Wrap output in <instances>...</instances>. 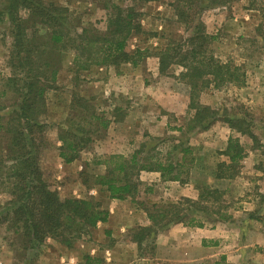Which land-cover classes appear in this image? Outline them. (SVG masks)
I'll return each instance as SVG.
<instances>
[{
    "label": "trees",
    "instance_id": "16d2710c",
    "mask_svg": "<svg viewBox=\"0 0 264 264\" xmlns=\"http://www.w3.org/2000/svg\"><path fill=\"white\" fill-rule=\"evenodd\" d=\"M136 6L125 8L105 0L107 11L106 29L103 32L82 27L73 30L65 17L68 10L53 2L41 0H2L3 9L0 17H6L11 38V51L7 64L11 76L6 78V87L15 98L8 106L0 104V188H6L8 199L3 202L0 223L8 224L13 234L20 238V250L39 255L48 240H53L67 248L81 239V236L99 223L107 221L108 212L101 204L93 200L60 198L43 180L39 166L41 151L45 149L44 138L49 129L45 121V92L54 88L57 75L61 70L62 57L73 53V88L79 86V74L92 66H106L119 69L129 65L136 67L150 52L127 49L131 36L141 35L142 9L146 3L154 0H129ZM239 0H175L176 22L184 26L186 37L182 40H169L167 45L154 55L158 58V71L162 76L172 67L178 66L182 71L178 79L187 86L189 105L193 114L188 120L189 131H205L217 120V113L209 106L197 101L198 94L209 86L221 89L225 85L237 88L246 84V74L240 67L222 62L215 57L212 42L215 37L207 34L201 14L210 9L229 5ZM251 3H254L251 0ZM253 9V8H250ZM258 10L264 22L261 8ZM2 20V19H1ZM38 25L45 27L44 33L38 32ZM31 33H29V32ZM184 32V31H183ZM184 32V33H185ZM75 83V85H74ZM78 83V84H77ZM5 89L0 97L6 96ZM95 98H85L75 91L71 92L70 110L79 111L76 116L68 118L66 128L60 127L57 140L61 143L58 157L65 164L78 159L84 148L92 142V128L97 125L105 129L109 122L95 111L92 102ZM10 111L1 114L2 110ZM231 130L250 137H256L243 119L224 120ZM128 158L112 155L105 164L110 167L99 185L105 186L112 199H121L125 195H138L142 185L138 176L140 172H158L164 180L182 181V166L166 162L143 153L140 145ZM183 157L191 154L190 147L181 150ZM219 155L227 162H220L212 173L214 178L227 183L221 189L202 186L196 201L181 198L174 202H161L145 205V211L153 229L164 228L175 223L200 227V213H206L203 203H220L231 183L242 168L241 162L246 157V149L237 137L230 136L226 146ZM128 170H134L132 176ZM117 172L123 175L121 180H108V174ZM165 203V204H164ZM187 205V208H184ZM194 214H190V213ZM2 213V214H1ZM189 213V214H187ZM199 213L200 215H196ZM215 221H228L227 212L213 211ZM137 239H144L152 229H136ZM152 235V234H151ZM153 236V235H152ZM46 247V246H45ZM34 259L29 260L32 263ZM98 263L90 257L85 263Z\"/></svg>",
    "mask_w": 264,
    "mask_h": 264
},
{
    "label": "rangeland",
    "instance_id": "374dc122",
    "mask_svg": "<svg viewBox=\"0 0 264 264\" xmlns=\"http://www.w3.org/2000/svg\"><path fill=\"white\" fill-rule=\"evenodd\" d=\"M46 3L53 2L63 8L68 10L66 18L69 25L73 30H81L82 27L91 28L92 24L95 29H100L101 17L106 14L107 11L104 9L105 0H43ZM254 3H251V0H239L233 5L234 2L229 5L217 7L214 9L206 10L201 14V20L205 25L206 32L209 35L215 37V41L212 42V50L215 57H217L222 62H230L233 65H236L241 68L242 71L246 74V82H249V86L253 88L252 93L249 95L245 88H237L233 85H225L221 89H215L211 86L203 90L198 94L197 101L209 107H212L216 113L218 121L211 127L209 132H206L202 135H197V133H192L189 135V132L183 130L188 126V120L190 115L193 114L192 111L188 108L189 105V96L188 88L185 83L178 79L179 73L182 69L178 66H174L171 70L166 71L162 75V81L159 94H164L165 99H171L173 94H177L183 97H186V107L188 108L185 111V114L179 117L168 114L166 118L163 119L162 124L158 125L155 129V133L150 136L147 133L148 129L145 124L142 123L141 119L148 113L151 112V106L143 105V103L134 102V100L126 101L125 97L113 98L118 101L119 104H127L131 107V111L134 113L131 116V121L133 124L139 122L137 126V131L135 128H129L128 132L134 138V141L138 140L139 145H143V153L152 157V160L156 158L161 160H176L179 158V153L177 149H180L181 146H188L189 143H192L193 154L205 158L206 164L209 165L215 164L217 161L225 160L224 157L219 155L220 150L225 146L227 139L230 136H235L231 134V131L228 129L227 124L224 120L228 119H243L251 129V132L256 134V141H249L247 136L239 137L242 145L247 150L248 144L251 143L254 149H257V157L263 160L264 165V98L259 95H264V22L262 19L261 13L258 12H248L249 8H261L262 13L264 14V0H253ZM110 3L117 4L123 8L133 5L136 6L137 2L133 3L129 0H109ZM245 2V3H244ZM2 0H0V11L3 9ZM170 7L172 4L170 3ZM174 7V3H173ZM142 9L144 12L145 6L137 7ZM247 15L242 17V20L239 21L237 17L241 12L246 13ZM252 13V15H251ZM144 15V13H143ZM167 16V12H165ZM218 15H220L218 17ZM154 16V15H153ZM151 17L152 23L148 21L147 28H156L158 30V23L155 21L156 17L159 22L162 17L156 16ZM143 17V16H142ZM218 17V18H217ZM2 19V20H1ZM166 21V19H163ZM254 20V22H252ZM169 23H176L183 30L184 26L176 22V17H173L167 20ZM171 25V24H169ZM157 26V27H156ZM170 31V30H169ZM185 32V30H183ZM29 32V31H28ZM41 32V30H38ZM182 33L181 37L178 40H182L186 37V32ZM31 33V32H29ZM130 43L127 46V49L131 50V39ZM11 51V38L9 36V25L6 20V17H0V93L8 91L6 87V81L4 80L9 74V70L6 65V60ZM73 53H69L66 56L62 57L61 70L68 72V67L73 66ZM122 67V66H121ZM73 68V67H72ZM91 67L87 70L89 71ZM120 69V68H119ZM119 69L116 70L117 74ZM142 69H145L143 67ZM150 69V68H149ZM4 70V71H2ZM84 70V71H87ZM72 71V70H71ZM152 73V71H150ZM101 73H94L90 71L88 73L79 74V86L77 89L73 88V78L75 77L74 73L71 72V84L69 94L75 91L80 93L81 96L85 98H95L92 104L95 107L96 113L103 116L105 120L109 122L108 126L105 129H101L96 124L90 126L92 135V142L87 144L84 150L81 151L78 159L72 163L65 164L58 157V147L55 146L57 140V135L59 133L60 127L66 128L68 126V118L76 116L79 114V111L75 112L70 110V104L67 110H65V104L67 100V88L54 85V88L48 89V101L46 104V113L47 105H49V111L52 114L50 117H46L45 121L49 124V129L44 138L46 147L41 151L39 166L43 174V180L49 185L50 189L53 190L60 198L65 199H79V200H88L91 201V190L97 187L105 188V186L99 185L101 179L100 176H104L107 172V168L110 166L105 164L109 157L114 155H100L101 146H98L99 143L107 141L109 137L112 138L114 133L118 140L122 141L125 134H118L119 128H112V125L109 128L111 119L109 106L111 104V99L108 98V95L112 92L110 85L108 84L109 79H115L117 77L115 72L112 70L107 71L106 75H100ZM144 77H149V73L145 72ZM69 77V80H70ZM152 80V79H151ZM252 83V85H250ZM78 84V83H77ZM75 85V83H74ZM245 87V86H244ZM63 93H66L63 95ZM108 93V94H106ZM68 94V95H69ZM170 95V96H169ZM64 99L63 108H55L58 103V99ZM179 97V96H178ZM15 96L12 95L9 91L6 96L0 98V104L3 106H8L13 102ZM188 98V100H187ZM164 99V98H163ZM176 101V100H175ZM173 100V102H175ZM180 101L177 99L176 103ZM148 106V107H147ZM10 109L2 110L1 114L9 112ZM116 112V111H115ZM154 118L158 117L161 114V109L157 111L153 109ZM150 113H148L149 116ZM74 115V116H73ZM123 112L119 111L115 113V120L119 121L124 118ZM140 116V117H139ZM140 119V121H138ZM167 119L168 123L165 125V120ZM48 120V121H47ZM50 121V122H49ZM181 128L182 130H179ZM182 131V132H181ZM110 132V133H109ZM148 134V135H147ZM158 134V135H157ZM112 135V136H111ZM148 136V137H147ZM144 137V138H143ZM3 139L0 137V144ZM141 141V142H140ZM143 141V142H142ZM262 142V143H260ZM61 145V143H60ZM140 148V147H138ZM137 148V149H138ZM116 155V154H115ZM168 158V159H167ZM190 158V157H188ZM59 159V160H58ZM60 161V163H59ZM65 164V165H63ZM209 168V167H208ZM264 168V166H263ZM183 177L191 176V179L202 178L206 179L205 175H209V171L205 165H193L188 166V168L182 169ZM128 173L132 176L135 174L134 170H128ZM108 180H121L123 181V175H119L117 172L113 174H108ZM201 179V180H202ZM227 183L220 184L219 187L223 189ZM228 196L222 198V202L216 203H203L207 208L206 213H200L204 217L203 219L207 224L215 223L217 215L213 211L221 212H232L231 209L236 207L235 199L240 193H242V185L240 184H228ZM231 186V187H230ZM139 190H145L143 187H139ZM230 190V192H229ZM146 191V190H145ZM155 194L161 200L167 199L163 195L162 188H155ZM139 198H142L141 196ZM8 199V194L6 188H0V212L3 205ZM143 199V198H142ZM168 202V200H165ZM165 204V203H164ZM151 205V203H147ZM187 205H184V208H187ZM2 214V213H1ZM189 214V213H187ZM194 214V213H190ZM196 213V215H200ZM2 216V215H0ZM136 233L140 231H133L132 235L135 236ZM152 234V233H151ZM150 233H147V243L145 252L151 253L155 249V245L151 241L153 236ZM90 236V230L81 236L79 241H86ZM150 240V243H149ZM48 240L47 242H49ZM47 242L45 246L47 247ZM21 240L16 237L12 230L9 228V225L0 223V264H36L39 256L43 252L45 246L39 252V255L35 257V254L23 253L20 250ZM34 259L32 263H29V260ZM64 259H72L71 257L65 256ZM98 263L90 264H102L100 259H96ZM261 264H264V259H262Z\"/></svg>",
    "mask_w": 264,
    "mask_h": 264
},
{
    "label": "crops",
    "instance_id": "0c3cea01",
    "mask_svg": "<svg viewBox=\"0 0 264 264\" xmlns=\"http://www.w3.org/2000/svg\"><path fill=\"white\" fill-rule=\"evenodd\" d=\"M174 2L175 0H154L146 3L144 15L140 21L143 33L132 37L130 50L134 52L136 49H147L150 52L151 56L146 58L141 64L136 67L129 65L122 66L118 74L116 72L117 69L106 66H92L89 71H82V73L94 71V73L100 72V75H106L107 71L112 70L117 76L115 79L108 80L112 91L108 95V98L112 101L109 106V111L111 117L113 116L109 128L111 125L114 130L115 128H119L118 134H125L121 135L125 139L123 141L122 139L118 140L115 136L117 133H114L113 136L111 135L112 138L109 137L107 141L99 143L98 146H101L100 155L116 154L128 158L140 146L138 140L134 141V138L128 132L129 128L138 130L137 126L139 122L133 124L131 121V116L134 112L130 110L131 107L127 104L121 105L113 98L125 97L126 101L134 100V102L151 106V112H148L150 113L149 116L147 113L141 119L143 121L142 123L148 129L147 133L150 136L155 133V129L158 125L162 124L163 119L168 114L179 117L184 115L188 109L186 107V97L182 98L180 95L173 94L171 98L174 101L176 100L173 102L171 99H165L164 94H159V86L163 83V76L159 74L158 58L154 54L164 49L169 40L179 39L183 33L179 25L175 22L169 23L167 21L175 17ZM170 3L172 4L171 7L169 6ZM236 4L238 3L234 2L233 5ZM255 11V9H248V12ZM165 12H167V16ZM243 12L237 16L239 21L247 15V9H245L246 13ZM152 16L162 17L159 22L157 17L155 20L158 23V30L156 28L148 29L146 26L148 21L153 22L151 19ZM101 19L99 26L101 30L99 31L103 32L106 29V14ZM163 19H166V21ZM37 28L41 30L39 33L46 31L42 25H38ZM7 60L6 65L9 74H7L8 76L4 80L11 76V70L7 64ZM72 67H68V72L60 70L55 82L56 86L60 87L62 85L67 88L65 110L68 109L71 101L68 90L72 88L70 77L71 70H73ZM143 67L145 69H142ZM145 72L147 74L149 73L148 78L143 76ZM248 85L249 82H246L243 88L246 91L248 89L247 94L249 95L252 93L253 88L250 86L247 88ZM66 93H63V95ZM249 96L253 97L251 95ZM259 96L264 98L262 94ZM47 97H49L48 93L45 92L46 102L48 101ZM64 99H66V96L65 98L58 99L59 101L55 108H63ZM177 99L180 101L179 103H176ZM154 104L157 111L161 109V114L156 118L152 117ZM115 111L123 112L125 114L124 118L119 121L115 120ZM51 115L49 105H47L46 117H50ZM167 123L168 121L166 119L165 125ZM211 127L205 131L182 129L189 132V135L192 133L202 135L209 132ZM182 129L179 128V130ZM228 129L231 131V134H235L232 137L239 139V137L244 136L231 130L229 127ZM252 134L256 136L254 132ZM248 138L252 143L253 141L250 137ZM55 143L56 147L60 146L58 140ZM240 143L242 144L241 141ZM251 143L248 144L246 157L241 162L242 168L240 174L231 182L232 185H242V193L235 199L237 206L231 209L232 212H228V215L231 216L228 221H215L213 224H207L204 219H201L202 225L200 227L175 223L164 228L153 229L147 212L144 209L145 206L143 207L141 205L142 202L145 205L147 203L158 204L165 202V200L174 202L181 198L196 201L198 199L199 189L202 186L218 187L221 184L220 181L214 178L212 173L215 171L218 163L227 162V159L222 156L225 160L217 161L213 165H209L208 162L206 164L203 156L200 157L193 154L194 148L191 145L192 143H189L188 146H181L180 149H177L180 155L179 158L169 160L173 164H180L182 169L188 168L190 165H205L209 171V175H205L206 179H202L200 176L199 178L195 177L191 179V176L188 178L187 176L183 177L181 175V182L170 181L164 180L158 172L142 171L138 176V180L142 184L141 187L145 188L146 191L139 190L136 197L135 195H125L121 199H112L107 189L101 187L92 189L91 199L100 203L101 207L108 212L107 221L91 228L89 238L86 241H77L71 248H67L50 240L47 242V247L44 248L36 264H63L62 257L65 256L71 257L75 264H86V257L100 259L102 264H261L262 259H264V165L263 160L257 157V149H254ZM225 146L220 151H223ZM188 147L191 149V154L183 157L181 150ZM160 161L166 162V158L165 160L160 159ZM157 187L162 188L163 195L167 199L161 200V198L156 196L155 188ZM228 194L227 190L223 197L226 198ZM140 196L143 199L139 198ZM138 228L153 230L151 231L154 235L151 241L155 245L153 252H145L148 237L141 240L132 235L133 231Z\"/></svg>",
    "mask_w": 264,
    "mask_h": 264
},
{
    "label": "built area",
    "instance_id": "2783aa9c",
    "mask_svg": "<svg viewBox=\"0 0 264 264\" xmlns=\"http://www.w3.org/2000/svg\"><path fill=\"white\" fill-rule=\"evenodd\" d=\"M62 262L63 264H75L72 259H64Z\"/></svg>",
    "mask_w": 264,
    "mask_h": 264
}]
</instances>
